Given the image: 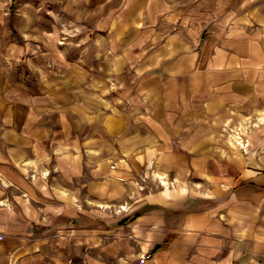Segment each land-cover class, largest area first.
Wrapping results in <instances>:
<instances>
[{
	"label": "crops",
	"instance_id": "1",
	"mask_svg": "<svg viewBox=\"0 0 264 264\" xmlns=\"http://www.w3.org/2000/svg\"><path fill=\"white\" fill-rule=\"evenodd\" d=\"M77 15L96 17L101 56L123 53L110 77L141 101L129 117L149 131L145 154L120 135L112 168L72 134L43 135L42 91L27 81L65 61L58 19ZM254 111L264 0H0V264H264V139L235 153L208 135ZM144 160L159 189L135 180Z\"/></svg>",
	"mask_w": 264,
	"mask_h": 264
},
{
	"label": "rangeland",
	"instance_id": "2",
	"mask_svg": "<svg viewBox=\"0 0 264 264\" xmlns=\"http://www.w3.org/2000/svg\"><path fill=\"white\" fill-rule=\"evenodd\" d=\"M46 2H43L44 8ZM42 19L43 23L48 25L55 20L48 15ZM64 19L59 17L58 25L63 37L60 40L61 47H65V49L60 48L65 61L58 59L57 68L48 65V62L42 63L35 72L27 73L29 76L27 81L30 79L28 83L42 91L43 108L40 118L43 135H48V132L58 136L66 132L72 134L83 140L81 142L88 146L89 154L101 151L111 168L115 157L121 152L118 143L120 135L128 138L133 136L129 133L136 134L140 140L135 151L145 154L150 148V145L145 144L149 131L143 126L144 123L139 121L137 114H133L132 118L129 117L130 107L134 110L138 109L141 101L137 97L130 98V95H127L128 92L119 87L117 75L110 77L115 72L110 62H113L116 55L123 53L110 48L104 50L105 57L99 54L98 47L101 43L97 39V34L92 32V23L96 17H91L89 20L81 15L73 16L66 25L63 22ZM114 118L121 120L128 118V121L131 120V126L127 124L130 128L121 130L116 135L113 129L109 128V123ZM262 118H264V112L259 111L229 114L226 120L219 119L218 122L208 125L210 126L209 139L219 143L221 145L219 147L228 151L245 153V149H251V147L255 149L264 139ZM231 135L233 138L238 136L241 140L243 137L247 143L246 148L237 151L230 149L228 140L232 139ZM141 163L137 171L135 170V180L142 190L145 191L148 181L155 186L154 189L162 187L161 181L156 176L158 172L155 171L156 168L151 160H144ZM102 206L104 205L100 207ZM116 206L118 208L113 213L124 210L126 203L122 202Z\"/></svg>",
	"mask_w": 264,
	"mask_h": 264
},
{
	"label": "bare ground",
	"instance_id": "3",
	"mask_svg": "<svg viewBox=\"0 0 264 264\" xmlns=\"http://www.w3.org/2000/svg\"><path fill=\"white\" fill-rule=\"evenodd\" d=\"M261 121L264 122V118H262ZM233 139L238 146H240L241 148L245 147V142H243L240 137L236 136Z\"/></svg>",
	"mask_w": 264,
	"mask_h": 264
},
{
	"label": "trees",
	"instance_id": "4",
	"mask_svg": "<svg viewBox=\"0 0 264 264\" xmlns=\"http://www.w3.org/2000/svg\"><path fill=\"white\" fill-rule=\"evenodd\" d=\"M168 242H169V241H168ZM168 242H167V243H168ZM167 243L164 245L163 248L167 247ZM158 249H161V246H158V247L155 249V251L158 250ZM153 252H154V251H153Z\"/></svg>",
	"mask_w": 264,
	"mask_h": 264
}]
</instances>
